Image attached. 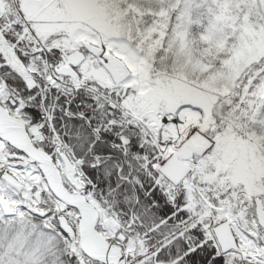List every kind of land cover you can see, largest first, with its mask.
I'll use <instances>...</instances> for the list:
<instances>
[{"label": "snow or ice", "instance_id": "1", "mask_svg": "<svg viewBox=\"0 0 264 264\" xmlns=\"http://www.w3.org/2000/svg\"><path fill=\"white\" fill-rule=\"evenodd\" d=\"M0 264H264V0H0Z\"/></svg>", "mask_w": 264, "mask_h": 264}]
</instances>
